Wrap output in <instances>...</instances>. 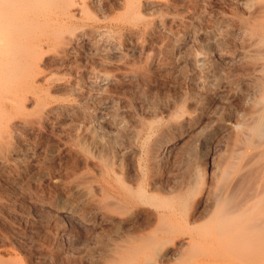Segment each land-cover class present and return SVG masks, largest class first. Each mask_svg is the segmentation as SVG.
Listing matches in <instances>:
<instances>
[{"label":"bare ground","instance_id":"obj_1","mask_svg":"<svg viewBox=\"0 0 264 264\" xmlns=\"http://www.w3.org/2000/svg\"><path fill=\"white\" fill-rule=\"evenodd\" d=\"M180 1L172 0L171 4L175 7L173 10L168 11V17H161L163 19L159 18L160 20L157 19L158 21L153 22L150 15L155 11L163 12L168 8L172 9L171 6L168 7L170 4L166 5L160 0H0V172L11 171L16 167L14 164L19 163L22 159L24 161L27 153L22 151L24 149L21 150L16 147L14 143L17 141L15 140L16 135L25 128L26 130L41 131V135L44 137H50L55 133L63 134L64 137L62 138L65 140V145L68 144L65 147L68 150L67 153L77 162L76 166L74 165L76 172L78 173L84 169H94L93 182L95 185H91L90 189L85 187L88 191L86 190L87 192L85 191L83 194L80 193V197L69 206L61 207L56 211L53 210L55 222H52L54 224L49 223L51 228L48 227L50 230L53 227L55 232L52 231L51 234L47 229L44 238L42 237L44 243L42 240L40 241L43 244L40 245L39 243L41 249L37 246L41 250V259H39L41 264H264V0H230L231 2H226L222 8L219 5L225 11V14H223L228 15L226 22L232 26V29L235 32H243L244 40L239 43L235 40L228 41L229 38L226 39L227 42L223 43L221 40L223 37H221L222 43H220L217 39L218 36L214 37L212 35L211 21L208 18L198 25L197 35L187 34V31H190L200 18L202 5L206 0ZM199 2L200 4L195 5ZM215 3L217 2L215 1ZM250 3L251 7L247 8L245 5ZM207 7L209 6L207 5ZM164 13L166 12L164 11ZM156 15L154 16L156 17ZM201 19H199V22ZM114 23L121 25V27L133 26L132 28L138 30L142 27L143 30L145 29V33L141 34H145L147 42L150 41L151 47L155 50L151 64H149L150 69L159 70L164 61H167V58H170L172 54H176L175 52L180 55L183 52L180 44L176 51L173 50L174 43L180 41V39L185 40L183 48H190L191 51L195 49L201 51L199 56L196 55L198 57L195 62L209 66L213 60L222 64L223 67L226 65L229 69L231 68V71L228 70L229 75L224 79V82H219L218 87L223 90L224 96L220 98L214 96L212 102L215 107L220 109V113L215 114L212 111L206 116L205 121L208 124L204 130L205 133L203 132V137H201V140H206L211 134L218 133L219 130L222 131L225 128L221 136V147L217 145L221 148L217 147L222 151L223 159L219 164H216L217 167L214 166L215 163L212 164V167H220V174H218L220 180L212 182L211 185L209 184L210 186L206 189L204 195H200L199 198L195 197L196 194L191 191L190 185H181L180 183L181 186H169L167 182L163 184V178L160 176H152L149 187L143 186L145 181L143 177L146 175L142 176L145 171L141 174L143 170L140 172L139 167L141 166L136 163L140 150L133 143V136H131L135 132L137 133L136 126H139L135 124V121L130 122V124L127 123L128 126L125 125L127 127L126 131H128L125 134L126 137L123 140L120 139L122 140L121 143L114 150H111L113 141L118 140L116 139L117 133L122 130L128 114L127 106L129 105L126 106L125 102L119 100V95L122 96L125 90L128 89L126 88L127 84L137 82L149 72V68L143 65V57L140 54L135 55L139 45H141L139 44L140 33L126 38L120 37L121 44L113 45L112 49L109 48L111 50L103 47L104 42L102 46L99 44L97 38L103 37V34H100L99 27L97 30L91 27ZM103 33L105 34V32ZM110 33L112 35V32ZM185 33L189 36L184 37ZM97 35L99 36L97 37ZM238 37L237 35V40ZM107 49L109 52H107ZM187 52L189 53V51ZM151 54L153 55L152 52ZM179 58V60L177 59V66L179 70H182L188 62L183 65L185 60H181L182 57ZM188 58L191 60V57ZM222 65L219 67H222ZM181 66L184 67L181 68ZM62 70H65V72L62 73ZM133 70H137L138 76L129 73ZM225 72L227 73V71ZM225 72L221 75L224 76ZM158 75L160 76V74L156 76ZM184 79L182 76L181 81ZM158 82L160 84L162 81ZM214 83L215 85L218 84V82ZM133 89H136V87ZM128 93L131 95V92ZM160 94L159 96H161ZM155 95L158 94L155 93ZM203 96L205 95L203 94ZM149 101L151 100L149 99ZM148 102L146 101V103ZM117 104L118 106H116ZM154 108L156 109V107ZM192 109L190 108V110ZM132 110H135V108H132ZM153 115H149L150 118ZM145 118H142V120ZM146 121L144 122L146 123ZM220 121H224L225 124ZM140 122L142 124V121ZM30 130L28 131L31 132ZM192 130L189 129L186 133L177 132L173 136L166 135L150 146L146 143L148 149L146 150L144 147L143 149L146 150L149 170L155 172V169L160 166L159 163L164 162L165 159L174 158V153L179 150L181 143L187 139V135ZM154 133L152 132V134ZM33 134L30 137L36 133ZM33 139L35 140L34 137ZM18 140H21V138ZM135 140L134 142H136ZM194 144H197L196 141ZM190 148L192 149V147ZM190 148L184 150L188 151ZM55 151H57L56 148ZM40 152L42 151L40 150ZM110 152L122 159L121 161L128 160L134 164V167L127 172V178H125V181L122 180V183L114 182L111 172L113 169L109 171L107 166L104 165L103 161ZM183 153L185 152L183 151ZM39 156L41 157V155ZM49 156H53L52 153ZM43 162L45 161L43 160ZM46 163L48 164V162ZM187 165H189V162ZM67 174L69 175L66 172ZM74 174L76 175V173ZM113 174L116 177L119 175L118 171H114ZM69 178H71L70 175ZM141 178L143 184H141ZM20 183L22 184L23 181ZM60 188L62 187L60 186ZM81 189L84 190V186ZM6 209L5 211H7ZM46 212L49 214V211ZM41 222L43 223V221ZM14 225L12 224V226ZM17 230L19 231V229ZM12 231L15 232L14 229ZM41 231L44 233L42 229ZM21 233L23 232L21 231ZM30 236L28 235V237ZM18 242L20 243V240ZM12 247L13 245H10V247L0 250V264H26L25 259L20 260L16 257L17 253ZM26 251H28V248Z\"/></svg>","mask_w":264,"mask_h":264},{"label":"rangeland","instance_id":"obj_2","mask_svg":"<svg viewBox=\"0 0 264 264\" xmlns=\"http://www.w3.org/2000/svg\"><path fill=\"white\" fill-rule=\"evenodd\" d=\"M160 1H162L163 3H165L166 5L167 4H170L168 7H170L171 6V8L172 9H170V8H168V10H164L166 13H164V11L162 12V11H155V12H153L154 13V15H156L157 13V15H156V17L153 15V13L150 15V18H151V20L154 22V21H156L157 19L158 20H160V19H163L164 17L165 18H167L168 17V11H171V10H173V8L175 7L174 5H172L171 4V2H172V0H170V1H168V0H160ZM177 1H180V0H177ZM210 1V2H209ZM215 1L217 2V3H215ZM181 2V1H180ZM179 2V3H180ZM226 2H231L230 0H222V1H219V0H206V1H204V4L202 5V10H201V14H200V18L199 19H201L200 20V22H199V19L197 20V23L195 24V26H193L192 28H191V30L189 31H187V34H189V35H197L198 34V25L200 24V23H202L203 21H204V19H206V18H208L210 21H211V31H212V35L214 36V37H217V39L219 40V42L220 43H224V42H227V40L229 41V40H235L236 42L238 41V43L239 42H242L244 39V34H243V32H235L233 29H232V26L231 25H229L227 22H226V18H227V16L228 15H224L225 14V11H224V9H221L222 7H224L225 6V3ZM211 3V4H210ZM197 4H200V2L199 3H196L195 5H197ZM216 4V5H215ZM207 5L211 8H209V7H207ZM213 5V6H212ZM219 5H220V7H219ZM250 5V6H249ZM247 8L248 7H251V3L250 4H246L245 5ZM216 7V8H215ZM208 8H209V10H208ZM167 9V8H166ZM170 9V10H169ZM217 9V10H216ZM220 9V10H219ZM226 9V8H225ZM221 10H223V11H221ZM160 12V13H159ZM220 13V14H219ZM224 13V14H223ZM163 14H164V16H163ZM159 15H160V17H159ZM158 16V17H157ZM161 17H163V18H161ZM155 20H154V19ZM160 18V19H159ZM157 20V21H158ZM229 25V26H228ZM104 26H106V27H104ZM110 26H112L113 28H111ZM100 29H99V28ZM102 27V28H101ZM120 27V28H119ZM127 27V28H126ZM133 26H122L121 27V25H116L115 23L114 24H103L102 26H95L94 25V27H91L92 29H99L100 30V34L102 33L103 34V37L102 36H100V37H98L99 35H97V40H99L98 42H99V44H101V46H102V44H103V42H104V44H103V47L105 48H110L111 47V49L114 47V46H116L117 44L119 45V44H121V42H120V37H123V38H126V37H128V36H132L133 34H138L139 35V33L141 34V33H145V29L143 30V27H142V29H135V28H132ZM116 28V29H115ZM133 29V30H131V29ZM225 28V29H224ZM231 28V29H230ZM120 29H122L121 31H120ZM213 29V30H212ZM215 29V30H214ZM230 29V30H229ZM109 30V31H108ZM111 30V31H110ZM141 30H143V31H141ZM196 30H197V32H196ZM226 30V31H225ZM216 31V32H215ZM221 31H223V32H221ZM103 32H105V34L103 33ZM110 32H112V35H110L111 33ZM124 32V33H123ZM191 32V33H190ZM195 32H196V34H195ZM116 33H118L116 36H118V37H116L115 36V34ZM121 33H122V35H125V36H122L121 35ZM217 33V34H216ZM220 33V34H219ZM234 33V34H233ZM239 33V34H238ZM241 34V35H240ZM143 34H141V38H140V43L139 44H141V45H139V48H138V51H140V52H138V51H136L135 52V55H141L142 57H143V65L145 66V67H147V68H149V64H151V60H152V58H153V56H154V53H155V50L151 47V45H150V41H148L147 42V39H146V37H145V34L142 36ZM189 35H186V33H185V35H184V37H188ZM220 35V36H219ZM222 35V36H221ZM224 35V36H223ZM234 36V38H233V36ZM237 35L239 36L238 37V40H237ZM243 35V36H242ZM115 36V37H114ZM227 36V37H226ZM110 37V38H109ZM144 37V38H143ZM221 37H223L222 39H221ZM224 37H226V38H224ZM227 38H229V39H227ZM118 39V40H117ZM222 40V42H221V40ZM227 39V40H226ZM240 39H242V40H240ZM113 40V41H112ZM144 40V41H143ZM226 40V41H225ZM100 41H102V42H100ZM118 41V42H117ZM142 41V42H141ZM117 42V43H116ZM146 43V44H145ZM183 43H185V40H183L182 41V39H180V41H177L176 43H174V49L173 50H177V48H178V46H179V44H180V47L182 46V49H183V52L182 53H180V55L178 54V52H175L177 55H179V56H177L176 54H172L171 56H170V58H167L168 60L167 61H164V63H163V65H162V69L161 68H159V70L157 69V70H153V69H148V73H149V75H145L144 76V78H143V80H142V78L141 79H139L137 82H134V83H132V84H127V86H126V88H128L127 90H125V93H123L122 94V96L121 95H119V100H122L123 102H125L124 104L127 106V105H129V106H127V111H128V114H127V117H126V119H125V122H124V124H123V127H122V130H120L118 133H117V137H116V139H118L117 141L115 140V141H113L114 143H115V146H114V143H113V145H112V148H111V150L113 149H115L116 148V146L118 145V144H120L121 143V141L126 137V133L128 132V131H126V126H128L129 124H130V122L131 123H133L134 121H135V124L136 125H139L138 127L136 126V128H137V133L135 134H133V135H131V136H133L132 138V141H133V143L135 144V146L140 150V154H139V156H137V159H136V163H137V165L139 164L141 167H139L140 169V172H141V174L144 172V173H146V174H144L143 173V175L142 176H145V177H143V179L145 180L144 181V187H146V186H148L149 187V184H150V182L152 181V176H155V177H162L163 178V184H166V182H167V185H169V186H174V185H176V186H181V185H190V189H191V191L192 192H194L196 195H195V197H197V198H199L200 197V195L202 196V195H204V192L206 191V189L211 185V183L212 182H215L216 180L218 181V180H220L219 179V176H218V174H220V167H218V168H216L217 166H216V164H219L221 161H222V159H223V153H222V151L220 150L221 148V136H222V132L223 131H225V128H223L222 129V131H218V133H213V134H211L206 140H201L202 138L201 137H203V134L205 133V128H206V126H207V124H208V122L206 123V116L208 115V114H210V113H212V111H213V113H215V114H218V113H220V109L219 108H217V107H215V105H213V101H214V96H217L218 98H220V97H223L224 96V94H223V90L221 89V88H219L218 86L220 85L219 84V82L220 83H222V82H224V79L229 75L228 73H229V71L228 70H230L231 71V68L229 69V67H227L226 65H224V67H223V65L222 64H220V63H218V62H216V61H213L212 60V65L211 64H209V66L208 65H204V64H200V63H197V62H195L196 61V59H197V57L199 56V54H201V51L200 50H193V51H191L190 50V48H183L184 46H183ZM114 45V46H113ZM113 46V47H112ZM146 46V47H145ZM144 47V48H143ZM147 47H149V48H147ZM105 48V49H106ZM151 48V49H150ZM108 49H107V52H109L108 51ZM111 49H109V50H111ZM147 49H148V51H147ZM145 50H146V52H145ZM185 50V51H184ZM187 51H189V53L187 52ZM200 51V52H199ZM138 52V53H137ZM151 52L153 53V55L151 54ZM186 52V53H185ZM190 52H191V55H190ZM194 52H197V53H194ZM150 53V54H149ZM181 54H183V55H181ZM194 54H195V56H194ZM198 54V56H196ZM145 57V58H144ZM173 57H175V58H173ZM177 57V58H176ZM179 57H182V59L181 60H185L184 61V64L183 65H185L187 62V65H185V67L184 66H181V68L182 67H184V69L185 70H187V71H185L183 68H182V70H179L178 69V66H177V64H178V61H177V59L179 60L180 58ZM188 57H191V60H189L190 58H188ZM188 58V59H187ZM176 63H174V62ZM189 61H190V63H189ZM214 62V63H213ZM190 64V65H189ZM197 64V65H196ZM217 64V65H216ZM218 64H220V65H218ZM222 65V67H219V66H221ZM177 66V67H176ZM187 66V67H186ZM193 66H195V67H193ZM200 66V67H199ZM202 66H203V68H205V69H203L202 68ZM166 67V68H165ZM175 67V68H174ZM192 67V69H190ZM218 67H219V69H218ZM170 68V69H169ZM172 68V69H171ZM180 68V69H181ZM188 68H189V70H188ZM195 68H196V71H195ZM200 70H199V69ZM209 70H208V69ZM217 68V69H216ZM224 68V69H223ZM228 68V69H227ZM167 69V70H166ZM176 69V70H175ZM202 69V70H201ZM160 70H162V71H160ZM169 70H171V71H169ZM193 72H192V71ZM216 70V71H215ZM223 70V71H222ZM227 71V73L225 72V71ZM134 71V72H133ZM132 72L131 71H129V73L131 74V73H134L133 75H135V76H138V72H136L137 70H133ZM161 73H160V72ZM164 71V72H163ZM174 71H175V73H177V74H175L174 73ZM187 72L186 73V75H185V72ZM207 73H206V72ZM63 72H65V70L63 71L62 70V73ZM156 72V74H154ZM178 72H181V73H178ZM184 72V75L182 74ZM191 73V75H190V73ZM205 74H204V73ZM221 72V73H220ZM223 72H225L224 73V76H222L221 74L223 73ZM170 73H171V75H170ZM172 73L174 74V76L172 77ZM137 74V75H136ZM157 74H160V76L158 75V76H156ZM179 74H180V76L182 77L183 76V79L186 77L187 79H184V80H182L181 81V77L179 76ZM182 74V75H181ZM188 74V75H187ZM197 74V75H196ZM201 74V75H200ZM220 74V75H219ZM227 74V75H226ZM148 76V77H147ZM171 77V79H173V80H171V79H169L170 77ZM198 76V77H197ZM200 76V77H199ZM165 77V78H164ZM177 77V79L175 80V78ZM205 77V78H204ZM216 77V78H215ZM220 77V78H219ZM148 78V79H147ZM190 78V79H189ZM204 78V79H203ZM211 78H213V79H211ZM219 78V79H218ZM222 78H223V80H222ZM158 79V80H157ZM161 79H163V80H161ZM168 79V80H167ZM189 79V80H188ZM194 79V80H193ZM200 79V80H199ZM216 79V80H215ZM221 79V80H220ZM165 80V81H164ZM180 80V81H179ZM191 80H193V81H191ZM197 80V81H196ZM203 80V81H202ZM206 80V81H205ZM144 82L143 84L145 85H143L141 82ZM158 81H162V82H160V84H159V82ZM172 81V82H171ZM176 81V82H175ZM177 81H179V82H177ZM184 81V82H183ZM186 81V82H185ZM188 81V82H187ZM190 81V82H189ZM198 81H200V82H198ZM205 81V82H204ZM154 82V83H153ZM157 82V83H156ZM167 85H165L164 83ZM181 82H183V83H181ZM214 82H218V84L217 85H215V83ZM136 83V84H135ZM170 83H171V85H170ZM172 83H174V84H172ZM179 83V84H178ZM185 83V84H184ZM196 83H197V85H196ZM199 83V84H198ZM205 83V84H204ZM138 84H139V88H138ZM140 84H142V85H140ZM153 84V85H152ZM191 84V85H190ZM147 85V86H146ZM163 85V86H162ZM165 85V86H164ZM170 85V86H169ZM180 85V86H179ZM187 85V87H185V86ZM129 86V87H128ZM173 86H176V87H173ZM199 86V87H198ZM135 88L136 87V89H133V88ZM142 87V88H141ZM164 87V88H163ZM169 89H168V88ZM180 87V88H179ZM190 87V88H189ZM203 87H205V88H203ZM217 87V88H216ZM146 88V89H145ZM160 88V89H159ZM176 90H175V89ZM185 88V89H184ZM189 89L188 91H187V89ZM199 88V89H198ZM209 88V89H208ZM211 88V89H210ZM215 88V89H214ZM170 89H171V91H170ZM179 89V90H178ZM204 89V90H203ZM213 89V90H212ZM217 89V90H216ZM134 90V91H133ZM156 90V91H155ZM158 90V91H157ZM160 90V91H159ZM168 90V91H167ZM186 90V91H185ZM191 90V91H190ZM197 90V91H196ZM206 90V91H205ZM210 90V91H209ZM144 91V92H143ZM154 91V92H153ZM162 91V92H161ZM173 91V92H172ZM212 91V92H211ZM128 92H131V95H130V93H128ZM138 92V93H137ZM142 92V93H141ZM178 92H180V93H178ZM188 92V93H187ZM204 92V93H203ZM150 93V94H149ZM151 93H152V95H151ZM155 93L156 94H158V95H155ZM159 93H161L160 95L161 96H159ZM164 93V94H163ZM169 95H168V94ZM185 95H184V94ZM125 94V95H124ZM136 94V95H135ZM141 94H142V96H143V98H142V96H141ZM146 94H148L147 96H146ZM188 94V95H187ZM201 96H200V95ZM203 94L205 95V96H203ZM213 94V95H212ZM128 95H130V96H128ZM153 95H154V98H153ZM164 95V96H163ZM180 95V96H179ZM128 96V97H127ZM133 96V97H132ZM141 96V97H140ZM177 97V99H176V97ZM186 96V97H185ZM197 96V97H196ZM203 96V97H202ZM132 99H130V98ZM136 97V98H135ZM150 97V98H149ZM152 97V98H151ZM160 97V98H159ZM163 97V98H162ZM184 97H185V99H184ZM189 97V98H188ZM192 97V98H191ZM216 97V98H217ZM126 98V99H125ZM146 98V99H145ZM147 98H149L151 101H149V99H147ZM157 98H159V99H161V100H159V99H157ZM174 98V99H173ZM181 98H182V100H181ZM154 99H156V101H154ZM187 99V100H186ZM190 101H189V100ZM140 100V101H139ZM145 100V101H144ZM157 100H158V102H157ZM181 100V101H180ZM132 101V102H131ZM133 101H135L134 103H133ZM146 101L148 102H151L150 104H148V103H146ZM177 103H176V102ZM116 102H119V101H116ZM130 102V103H129ZM146 103V105H145V103ZM180 102H182V103H180ZM199 102V103H198ZM127 103V104H126ZM136 103V104H135ZM154 103H156V104H154ZM173 103V104H172ZM179 103V104H178ZM186 104V106H185V104ZM197 103V104H196ZM130 104H132V105H134V107H132V105H130ZM154 104V106H152ZM167 104V105H166ZM175 104V105H174ZM179 106H178V105ZM192 104V105H191ZM205 104V105H204ZM140 105H142V106H144V107H141ZM151 105V106H150ZM156 105V106H155ZM158 105V106H157ZM169 105V106H168ZM173 105V106H172ZM195 105V106H194ZM116 106H118V104L116 105ZM131 106V107H130ZM150 107L151 109L149 110V108L148 107ZM128 107H129V109H128ZM152 107H153V110H152ZM154 107H156V109L154 108ZM163 107V108H162ZM164 107H165V110H164ZM167 107V108H166ZM192 109V110H190V108ZM132 108L134 109L135 108V110H132ZM144 110H142V109ZM145 108H147V109H145ZM173 108V109H172ZM175 108V109H174ZM177 108V109H176ZM141 109V110H140ZM129 110H131V111H129ZM161 110V111H160ZM133 111V112H132ZM139 111H141V112H139ZM143 111V112H142ZM161 113H160V112ZM176 111V112H175ZM202 111H204V112H202ZM215 111V112H214ZM147 112V113H146ZM155 112V114L153 115V113ZM133 113V114H132ZM136 113H137V115H136ZM146 113V114H145ZM207 113V114H206ZM142 114H143V116H142ZM157 114V116L155 117V115ZM172 114V115H171ZM135 115V116H134ZM149 115H153V116H151V118H150V116ZM170 115V116H169ZM194 115V116H193ZM130 116V117H129ZM146 118H145V117ZM129 117V118H128ZM134 117V118H133ZM149 117V118H148ZM170 117V118H169ZM138 118V119H137ZM142 118H145V119H143L142 120ZM147 118H148V120H147ZM168 118V119H167ZM133 119V120H132ZM136 119V120H135ZM180 119V120H179ZM130 120V121H129ZM147 120V121H146ZM153 120H154V122H153ZM164 122H163V121ZM168 120V121H167ZM129 121V122H128ZM139 121H142V124H141V122L139 123ZM144 121H146V123L144 122ZM152 121V122H151ZM205 121V122H204ZM139 124H138V123ZM145 124H144V123ZM222 124H225L224 123V121L222 122V121H220ZM127 123H129V124H127ZM162 123V124H161ZM203 123V124H202ZM205 123V124H204ZM127 124V125H126ZM160 124V125H159ZM165 124V125H164ZM202 124V125H201ZM126 125V126H125ZM148 125V126H147ZM151 125V126H150ZM159 125V126H158ZM204 126V127H203ZM142 127V128H141ZM144 127V128H143ZM157 127V128H156ZM202 127V128H201ZM141 128V129H140ZM144 129V130H143ZM149 129V130H148ZM189 129H193L192 130V132L189 134V135H187V139L186 140H184L181 144V146H180V148H179V150L176 152V153H174L175 155H174V158L172 157V159H169V160H167V159H165V161L163 162H161V163H159V168L158 169H155L156 171L155 172H151L150 170H149V163H148V161H147V158H146V150L148 149L147 147H148V145L150 146L152 143H154V142H156L158 139H160L161 137H164V136H169V135H174L175 133H181V132H184V133H186ZM198 129V130H197ZM28 130H30V129H28ZM28 130H26V128L24 129V130H22V131H24V132H20L19 134H17L16 136L17 137H15L16 139L15 140H17V141H15V143H14V145L16 144V147H18V148H20L21 150L22 149H24V150H22V151H24L25 153H27V155H26V157H24V161H23V159L19 162V163H17V162H15V163H17V164H14V165H16V167L15 168H13V170L11 169V171L10 170H8V171H5V172H0V219H1V221H0V240L3 242H1L0 241V243H2V244H0V250H3V248H5V247H10V245L12 246L13 245V247H12V249L13 250H15V252L17 253V255H16V257L18 258V259H25L24 260V262H26V264H41V260H39V259H41V247L39 246V243H40V245L41 244H43L44 243V234H45V232H47L48 230L47 229H49V227L51 228V224H54V223H52V222H55V217H54V211H56V210H59L61 207H64V206H69L70 204H72L74 201H76L77 200V198L78 197H80V195L81 194H83V193H85V191L89 188H91V185L93 186V185H95V183L93 182L94 181V178H93V172H94V169H84V170H82V171H79L78 173L76 172V169H74V165L77 163L71 156H70V154H68L67 153V148H65V147H67L68 146V144H67V146L65 145V140H64V138H62V137H64V135L63 134H61V133H55V134H52L50 137H44L43 135H41V131H33V130H30L31 132H29ZM158 130V131H157ZM200 130V131H199ZM203 130V131H202ZM28 131V132H27ZM126 131V132H125ZM139 131V132H138ZM143 131V132H142ZM149 131V132H148ZM154 133V134H152V132ZM27 132V133H26ZM193 132H195V133H193ZM200 132H202L201 134H200ZM204 132V133H203ZM23 133V134H22ZM29 133V134H28ZM31 133V134H30ZM35 135H34V134ZM122 133V134H121ZM139 133H140V135H139ZM143 133V134H142ZM148 133V134H147ZM150 133V134H149ZM34 135V136H32V137H30V135ZM156 134V135H155ZM195 134V135H194ZM196 134H198V135H196ZM40 135V136H39ZM62 135V136H61ZM147 135V136H146ZM151 135V136H150ZM155 135V136H154ZM193 135V136H192ZM220 137H219V136ZM20 136V137H19ZM61 138H60V137ZM146 137V138H143V137ZM150 136V137H149ZM192 136V137H191ZM199 138V140H198V138ZM21 138V140H18L19 138ZM33 137L35 138V140L33 139ZM122 137V138H121ZM137 137V138H136ZM195 137H196V140H195ZM43 138V139H42ZM150 138V139H149ZM189 138V139H188ZM58 139V140H57ZM60 139V140H59ZM120 139H122V140H120ZM136 139V140H135ZM149 139V140H148ZM40 140V141H39ZM47 140V141H46ZM56 140V141H55ZM134 140L136 141V142H134ZM152 140V141H151ZM191 140V141H190ZM196 141V143L197 144H194L195 143V141ZM217 140H218V142H217ZM187 141H188V143H187ZM190 141V142H189ZM198 141V142H197ZM46 142V143H45ZM52 142V143H51ZM54 142V143H53ZM55 142H58V143H55ZM62 142V144H60ZM118 142V143H117ZM144 142V143H143ZM191 142H193V143H191ZM117 143V144H116ZM139 143V144H138ZM148 145H147V144ZM184 143V144H183ZM218 143V144H217ZM220 143V144H219ZM43 144V145H42ZM44 144H45V146H46V148H45V146H44ZM47 144V145H46ZM57 144V145H56ZM193 144V145H192ZM200 144V145H199ZM21 145V146H20ZM50 145V146H49ZM60 145V146H59ZM63 145H64V147H63ZM185 145V146H184ZM186 145H188V146H186ZM190 145V146H189ZM194 145H196L195 146V148H194ZM220 146V147H218V146ZM28 146V147H27ZM140 146V147H139ZM147 146V147H146ZM215 146V147H214ZM33 147V148H32ZM42 147V148H41ZM49 147V148H48ZM60 147V148H59ZM63 147V148H62ZM143 147L144 148H146V150L145 149H143ZM187 149L188 147L190 148V147H192V149H191V151H190V149H188V151H186V150H184L185 148ZM207 147V148H206ZM220 148V149H218V148ZM51 148V149H50ZM55 148H56V150L57 151H55ZM194 148V149H193ZM200 148V149H199ZM214 148V149H213ZM44 149H46V150H44ZM52 149H53V151H52ZM182 149V150H181ZM196 149V150H195ZM204 149V150H203ZM218 149V150H217ZM40 150L42 151V152H40ZM110 150V151H111ZM142 150V151H141ZM33 151V152H32ZM46 151V152H45ZM49 151V152H48ZM145 152V154H144V152ZM181 151H182V154H181ZM183 151L185 152V153H183ZM194 151V152H193ZM214 151V152H213ZM218 151V152H217ZM221 151V152H220ZM39 152V153H38ZM46 153L45 155H44V153ZM62 152V153H61ZM179 152H180V154H179ZM34 153V154H33ZM42 153V154H41ZM48 153V154H47ZM50 153V154H49ZM51 153H52V155L53 156H49V155H51ZM57 153V154H56ZM59 153V154H58ZM143 153V154H142ZM189 153V154H188ZM215 153V154H214ZM220 153V154H219ZM30 156H29V155ZM35 154H37V155H35ZM41 155V157L39 156V155ZM65 154V155H64ZM111 154V155H110ZM143 156H142V155ZM192 154V155H191ZM193 154H194V156H193ZM48 155V156H47ZM176 155H177V157H176ZM182 155V156H181ZM188 155H189V157H188ZM31 156H33V157H31ZM142 157V159H143V161H142V159H141V157ZM191 156L193 157L192 159H191ZM36 157V158H35ZM42 157H44V158H42ZM48 157V158H47ZM66 159H65V158ZM69 157V158H68ZM111 157V158H110ZM115 157V158H114ZM210 157H212V158H210ZM215 157H217V158H215ZM219 157H220V159H219ZM222 157V158H221ZM27 158V159H26ZM38 158V160H36ZM42 158V159H41ZM114 158V159H113ZM182 159V161H183V159H184V163L181 161V159ZM186 158H187V160H186ZM30 159V160H29ZM47 161H46V160ZM50 159V160H49ZM71 159H73V160H71ZM190 159V160H189ZM210 159V160H209ZM211 159H212V162H211ZM43 160L45 161V162H43ZM71 160V161H70ZM120 160V161H119ZM122 159H119L118 157H116L112 152H110L109 153V155L106 157V159L103 161L104 162V165L105 166H107V169L109 170V171H111L112 169V180H114V182H116V183H122L123 181H125V178H127V172H129L131 169H132V167H134V164L133 163H131V162H129L128 160H123V161H121ZM139 160H140V162H139ZM180 160L181 161V163H180V161L178 162V161ZM193 160V161H192ZM214 160V161H213ZM58 161V162H57ZM70 161V162H69ZM118 161V162H117ZM177 161V162H176ZM186 161V162H185ZM34 164H33V163ZM44 164H43V163ZM46 162H48V164L46 163ZM73 162V163H72ZM120 162H122V163H120ZM125 162V163H124ZM139 162V163H138ZM143 162V163H142ZM189 162V165H187V163ZM211 162V163H210ZM23 163V164H22ZM28 163H30V164H28ZM42 163V164H41ZM59 163V164H58ZM64 163H66V164H64ZM69 163V164H68ZM112 163H114V164H112ZM129 163V164H128ZM145 163V164H144ZM170 163V164H169ZM173 163V164H172ZM183 163V164H182ZM214 163H215V165H214ZM42 166H41V165ZM50 164V165H49ZM63 164V165H62ZM68 164V165H67ZM116 164V165H115ZM125 164V165H124ZM175 164V165H174ZM181 164H182V166H181ZM214 166H216V167H212L213 165ZM21 165V166H20ZM23 165V166H22ZM49 165V166H48ZM59 165V166H58ZM70 165V166H69ZM109 165V166H108ZM132 165V166H131ZM171 167H170V166ZM210 165H211V169H210ZM45 166V167H44ZM55 166V167H54ZM76 166V165H75ZM111 166V167H110ZM119 166V167H118ZM123 166V167H122ZM131 166V167H130ZM146 166V167H145ZM165 166V167H164ZM169 166V167H168ZM192 168L193 170H191L190 168ZM194 166V167H193ZM23 167V168H22ZM37 167V168H36ZM44 167V168H43ZM63 167H64V169H63ZM110 167V168H109ZM114 167H115V169H114ZM183 167V168H182ZM32 168V169H31ZM45 168H47V169H45ZM61 168V169H60ZM76 168V167H75ZM116 168H117V170H116ZM118 168H119V170H118ZM125 168V169H124ZM131 168V169H130ZM145 168V169H144ZM147 168V169H146ZM167 168H168V170H167ZM170 168V169H169ZM25 169V170H24ZM38 169V170H37ZM40 169V170H39ZM55 170V172H54V170ZM68 169H69V171H68ZM122 169V170H121ZM186 169V170H185ZM217 169V170H216ZM22 170H23V172H22ZM29 170H31V171H29ZM36 172H35V171ZM43 170V171H42ZM50 170V171H49ZM57 170H59V171H57ZM75 170V171H74ZM93 170V171H92ZM125 170V171H124ZM164 170V171H163ZM176 170V171H175ZM212 170V171H211ZM219 170V171H218ZM38 171V172H37ZM46 171V172H45ZM114 171H118V173H119V175H117V177H116V175H114L113 174V172ZM162 171V172H161ZM169 172V174H168V172ZM197 171V172H196ZM211 171V172H210ZM217 173H216V172ZM12 172V173H11ZM13 172H15V173H13ZM22 172V173H21ZM30 172H31V174H30ZM33 172H34V174H33ZM43 172V173H42ZM47 174H45V173ZM58 172V173H57ZM66 172L67 173H69V175L71 176V178H69V175L67 174L66 175ZM71 172H72V174H71ZM121 172V173H120ZM166 173V174H163V173ZM213 172V173H212ZM216 174H215V173ZM3 173V174H2ZM25 173V174H24ZM74 173H76V175L74 174ZM88 173V174H87ZM126 173V174H125ZM184 175H183V174ZM187 173V174H186ZM28 174V175H27ZM29 174H30V176H29ZM34 176H33V175ZM35 174H37V175H35ZM43 174H44V176H43ZM53 174V175H52ZM56 174H58V175H56ZM85 174V175H84ZM87 174V175H86ZM121 174V175H120ZM212 174V175H211ZM27 175V176H26ZM31 175H32V177H31ZM42 175V176H41ZM66 177H65V176ZM85 177H84V176ZM89 175V176H88ZM123 175V176H122ZM168 175V176H167ZM182 175V176H181ZM191 175V176H190ZM200 175V176H199ZM216 175V176H215ZM6 176H7V178H6ZM40 176V177H39ZM48 176V177H47ZM64 176V177H63ZM82 176V177H81ZM167 176V177H166ZM181 176V177H180ZM186 176V177H185ZM190 176V177H189ZM198 176V177H197ZM12 177V178H11ZM42 177V178H41ZM51 177V178H50ZM63 177V178H62ZM75 177V178H74ZM92 177V178H91ZM114 177V178H113ZM212 177V178H211ZM18 178V179H17ZM30 178H36L35 180L33 179H30ZM37 178H39V179H37ZM45 178V179H44ZM55 180H54V179ZM60 178V179H59ZM82 178V179H81ZM83 178H85L86 180H84ZM117 178H119L118 180H116ZM172 179V181H171V179ZM179 178V179H178ZM183 178H185L186 180H188V181H186L185 179H183ZM190 178H191V180H190ZM209 178H211V179H209ZM214 178H216L215 180H214ZM22 179V180H21ZM44 180V182H43V180ZM47 179V180H46ZM50 179V180H49ZM63 179V180H62ZM69 179H70V181H69ZM75 179V180H74ZM164 179H165V181H164ZM192 179H194V180H192ZM23 181V183L21 184L20 182L21 181ZM24 180H25V182H24ZM32 180V181H31ZM39 181V182H37V181ZM45 180H46V183H47V185H45L46 183H45ZM61 180V181H60ZM78 180H79V183H78ZM123 180V181H122ZM199 180V181H198ZM30 183H29V182ZM59 181V182H58ZM65 181V182H64ZM72 181H74L75 183H73ZM89 182V184H88V182ZM177 181V182H176ZM182 181H183V183H182ZM191 181H192V183H191ZM6 182V183H5ZM9 182V183H8ZM43 184H42V183ZM49 182V183H48ZM82 182V183H81ZM84 182V183H83ZM92 182H93V184H92ZM143 181H142V178H141V184H143L142 183ZM146 182V183H145ZM170 182H172V183H170ZM175 182V183H174ZM188 182H189V184H188ZM36 185H35V184ZM52 185H51V184ZM66 183V184H65ZM77 183V184H76ZM170 183V184H169ZM181 183V185H179ZM39 186H38V185ZM148 184V185H147ZM208 184V185H207ZM210 184V185H209ZM44 185V186H43ZM76 185V186H75ZM80 185H82V186H80ZM146 185V186H145ZM2 186V187H1ZM49 186H51V187H49ZM60 186L62 187V188H60ZM66 186H68V187H66ZM77 186H79V187H77ZM83 186H84V190H82L81 188H83ZM89 186V187H88ZM87 189H86V188ZM3 188V189H2ZM19 188V189H18ZM38 188V189H37ZM45 188V189H44ZM56 188V189H55ZM70 188V189H69ZM35 191H34V190ZM44 189V190H43ZM55 189V190H54ZM59 189V190H58ZM61 189V190H60ZM39 190V191H38ZM64 190V191H63ZM53 191V192H52ZM62 191H63V193H62ZM69 191V192H68ZM72 191V192H71ZM82 191V192H81ZM88 191V190H87ZM86 191V192H87ZM9 192H11V193H9ZM14 192V193H13ZM39 194H37V193ZM74 192V193H73ZM17 193V194H16ZM25 193V194H24ZM41 193V194H40ZM48 193H49V195H48ZM54 193V194H53ZM70 193V194H69ZM75 193H77L76 195H74ZM81 193V194H80ZM3 194V195H2ZM23 194V195H22ZM61 194V195H60ZM64 194V195H63ZM34 195V196H33ZM48 195V196H47ZM70 195V196H69ZM7 196V197H6ZM22 196V197H21ZM52 196H54V197H52ZM9 197V198H8ZM12 197H14V198H12ZM29 197V198H28ZM75 199H74V198ZM5 198V199H4ZM6 198H8V199H6ZM11 198V199H10ZM28 198V199H27ZM35 198V199H34ZM1 199H3L2 201H1ZM17 199V200H16ZM51 199V200H50ZM63 199H67V200H63ZM7 200V201H6ZM29 201V202H28ZM5 202V203H4ZM16 202V203H15ZM47 202V203H46ZM9 203V204H8ZM26 203V204H25ZM31 203V204H30ZM14 205V206H12V205ZM17 204H18V206H17ZM34 204V205H33ZM36 204V205H35ZM2 205V206H1ZM24 205V206H23ZM29 205H31L32 207H30ZM40 205V206H39ZM42 205V206H41ZM7 206V207H6ZM47 206V207H46ZM3 207V208H2ZM19 207V208H18ZM39 207H40V209H39ZM7 208V209H6ZM28 209V211H27V209ZM38 208V209H37ZM48 208V209H47ZM5 209L7 210V211H5ZM35 209H37L36 211H35ZM47 209V210H46ZM24 210V211H23ZM34 210V211H33ZM44 211V213H43V211ZM54 210V211H53ZM5 211V212H4ZM14 211V212H13ZM26 211V212H25ZM32 211H33V213H32ZM40 211V212H39ZM46 211H49V214H48V212H46ZM4 212V213H3ZM23 212V213H22ZM31 212V213H30ZM35 212H38V213H35ZM10 213V214H9ZM15 213V214H14ZM30 213V214H29ZM35 213V214H34ZM43 213V215H41ZM47 215H46V214ZM6 214H7V216H6ZM17 214V215H16ZM27 214H28V216H27ZM38 214H40L39 216H38ZM51 214V215H50ZM13 215H15V216H13ZM19 215H20V217H19ZM9 216H10V219H9ZM26 216V217H25ZM49 216V217H48ZM4 217H5V219H4ZM19 217V218H18ZM40 217V218H39ZM42 217H43V219H42ZM44 217H46V218H44ZM6 218H7V220H6ZM20 220H18V219ZM24 220H23V219ZM29 219H30V221H29ZM32 219V220H31ZM37 219V221H35ZM9 220V221H8ZM12 220V221H11ZM23 220V221H22ZM53 220V221H52ZM7 221V222H6ZM25 221H27L26 223H25ZM41 221H43V223L41 222ZM44 221H46V222H44ZM48 221V222H47ZM9 222H11V223H9ZM16 222V223H15ZM37 222V223H36ZM2 223V224H1ZM7 223V224H6ZM30 223H32L31 225H30ZM35 223V224H34ZM45 223V224H44ZM48 223V224H47ZM49 223H51V224H49ZM4 224V225H3ZM6 224V225H5ZM9 224V225H8ZM12 224L14 225V226H12ZM18 224V225H17ZM19 224H21V225H19ZM28 224V225H27ZM2 225V226H1ZM7 225H8V228H7ZM24 225V226H23ZM42 225V226H41ZM45 225V226H44ZM11 226V227H10ZM22 226V227H21ZM37 226V227H36ZM44 226V227H43ZM49 226V227H48ZM3 227V228H2ZM12 228V230L14 229V233H13V231L12 230H10L9 231V229L10 228ZM18 227V228H17ZM21 227V228H20ZM36 227V229H34ZM44 231V229H45V231H44V233L41 231V229ZM33 228V229H32ZM44 228V229H43ZM17 229H19V231L17 230ZM31 229V230H30ZM30 230V231H29ZM33 230H35V231H33ZM41 231V232H39V231ZM17 231V232H16ZM21 231L23 232V233H25V234H23V233H21ZM33 233H32V232ZM52 231H54L55 232V229L52 227V230H50L49 229V232L52 234L53 232ZM2 232V233H1ZM5 232V233H4ZM9 234H8V233ZM28 232V233H27ZM37 232H38V234H40V235H38L37 234ZM15 233H16V235H20L19 237L18 236H16L15 235ZM21 233V234H20ZM36 233V234H35ZM43 233V234H42ZM2 234V235H1ZM11 234V235H10ZM30 236V234H31V236L30 237H28V235ZM7 235H8V237H7ZM15 235V236H14ZM35 235V236H34ZM43 235V236H42ZM12 236H14V237H12ZM27 236V237H26ZM10 237V238H9ZM37 237V238H36ZM43 237V238H42ZM3 238H4V240H3ZM6 238H8V239H6ZM13 238V239H12ZM22 238V239H21ZM24 238V239H23ZM36 239V240H35ZM9 240V241H8ZM12 240V241H11ZM14 240V241H13ZM16 240V241H15ZM20 240V243L22 244H20L18 241ZM25 240V241H24ZM40 240H42L43 241V243H42V241H40ZM4 241H6V242H4ZM37 241V242H36ZM39 241V242H38ZM8 242H9V244H8ZM11 242V243H10ZM16 242H18V243H16ZM23 242V243H22ZM30 244H29V243ZM24 243H25V245H24ZM35 243H36V245H35ZM38 243V244H37ZM33 244V245H32ZM24 245V246H23ZM5 246V247H4ZM23 246V247H22ZM37 246H39V248L37 247ZM31 247H32V249H31ZM17 248V249H16ZM28 248V251H29V253H28V251H26V249ZM34 248V249H33ZM35 248H37V249H35ZM39 249V251H37ZM21 250H24V251H20ZM19 251V252H18ZM33 251V252H32ZM27 252V253H26ZM37 252H38V254H37ZM40 252V253H39ZM24 253V254H23ZM31 253V254H30ZM43 253H44V251H43ZM20 256H19V255ZM29 254V255H28ZM37 255V256H36ZM29 256V257H28ZM35 256V257H34ZM31 260V261H29V260ZM34 260V261H33ZM38 261V262H37Z\"/></svg>","mask_w":264,"mask_h":264}]
</instances>
